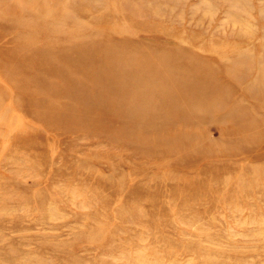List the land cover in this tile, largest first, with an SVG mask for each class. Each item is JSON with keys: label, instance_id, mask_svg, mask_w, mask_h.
<instances>
[{"label": "rangeland", "instance_id": "obj_1", "mask_svg": "<svg viewBox=\"0 0 264 264\" xmlns=\"http://www.w3.org/2000/svg\"><path fill=\"white\" fill-rule=\"evenodd\" d=\"M0 264H264V0H0Z\"/></svg>", "mask_w": 264, "mask_h": 264}, {"label": "bare ground", "instance_id": "obj_2", "mask_svg": "<svg viewBox=\"0 0 264 264\" xmlns=\"http://www.w3.org/2000/svg\"><path fill=\"white\" fill-rule=\"evenodd\" d=\"M109 70L111 71V68H109ZM129 70H130L129 68L128 69H125L126 72H124L120 77L118 76L116 78V76H115V78L112 79L113 80L112 84L113 85H123V86H127L128 85V83H127L128 80H127V78H126L125 75H126V73H128Z\"/></svg>", "mask_w": 264, "mask_h": 264}]
</instances>
